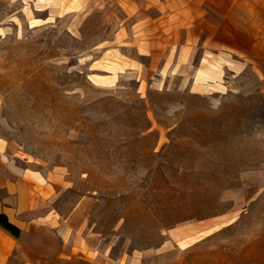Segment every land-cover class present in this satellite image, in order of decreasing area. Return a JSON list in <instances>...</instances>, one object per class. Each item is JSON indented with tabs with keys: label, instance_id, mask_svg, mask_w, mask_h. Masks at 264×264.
Here are the masks:
<instances>
[{
	"label": "rangeland",
	"instance_id": "obj_1",
	"mask_svg": "<svg viewBox=\"0 0 264 264\" xmlns=\"http://www.w3.org/2000/svg\"><path fill=\"white\" fill-rule=\"evenodd\" d=\"M83 2L64 15L70 0H0V135L101 246L50 264H264L249 64L175 47L180 27H106ZM154 38L174 45L151 55Z\"/></svg>",
	"mask_w": 264,
	"mask_h": 264
},
{
	"label": "crops",
	"instance_id": "obj_2",
	"mask_svg": "<svg viewBox=\"0 0 264 264\" xmlns=\"http://www.w3.org/2000/svg\"><path fill=\"white\" fill-rule=\"evenodd\" d=\"M70 1L72 8L62 11L64 15H76L87 1L93 13L104 16L106 27H180L175 47H232L264 91V0ZM164 37L171 39L170 33ZM156 39L151 41V55L173 46ZM161 63L156 60L155 68ZM58 196L40 172L18 157L11 139L0 135V215L18 229L14 236L0 226V264L74 263L86 255L83 247L87 253H101L98 238L83 234L81 207L65 217L56 204Z\"/></svg>",
	"mask_w": 264,
	"mask_h": 264
},
{
	"label": "trees",
	"instance_id": "obj_3",
	"mask_svg": "<svg viewBox=\"0 0 264 264\" xmlns=\"http://www.w3.org/2000/svg\"><path fill=\"white\" fill-rule=\"evenodd\" d=\"M0 226H2L5 230L10 232L12 235L17 236L18 235V229L9 224L6 219L0 215Z\"/></svg>",
	"mask_w": 264,
	"mask_h": 264
}]
</instances>
